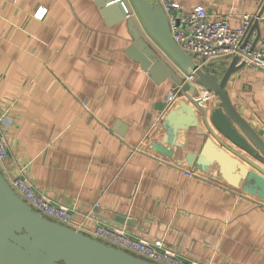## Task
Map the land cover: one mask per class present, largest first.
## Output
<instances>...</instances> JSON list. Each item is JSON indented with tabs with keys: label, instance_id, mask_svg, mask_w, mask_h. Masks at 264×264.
I'll list each match as a JSON object with an SVG mask.
<instances>
[{
	"label": "crops",
	"instance_id": "obj_1",
	"mask_svg": "<svg viewBox=\"0 0 264 264\" xmlns=\"http://www.w3.org/2000/svg\"><path fill=\"white\" fill-rule=\"evenodd\" d=\"M175 1L231 26L257 12L246 39L264 34V0ZM134 49L126 19L107 24L95 0H0V172L68 206L86 234L116 225L202 264H264L261 153L221 133L212 92L207 112L182 89L168 100L174 81L153 80ZM231 59L196 58L218 80ZM224 89L264 143V69L244 65Z\"/></svg>",
	"mask_w": 264,
	"mask_h": 264
},
{
	"label": "water",
	"instance_id": "obj_2",
	"mask_svg": "<svg viewBox=\"0 0 264 264\" xmlns=\"http://www.w3.org/2000/svg\"><path fill=\"white\" fill-rule=\"evenodd\" d=\"M95 2L107 24L126 19L132 44L136 49L130 51V55L138 59L153 80L170 78L175 85L181 84V77L159 51L181 71L194 69L197 83L205 86L217 98L211 111V119L217 128L234 144L249 153L253 154L258 150L264 161V143L251 125L235 111L224 89L229 76L244 66L243 61L238 62V57L233 56L228 65L218 64L217 68L222 71V77L218 80L215 69L210 74L208 70L198 67L191 55L173 40L167 15L159 3L131 0L134 13L128 15L123 0ZM255 26L256 19L251 28ZM180 88L190 100L207 112L205 106L195 99L197 90L193 85L183 82ZM0 264L159 263L38 214L10 187L0 172Z\"/></svg>",
	"mask_w": 264,
	"mask_h": 264
},
{
	"label": "built area",
	"instance_id": "obj_3",
	"mask_svg": "<svg viewBox=\"0 0 264 264\" xmlns=\"http://www.w3.org/2000/svg\"><path fill=\"white\" fill-rule=\"evenodd\" d=\"M167 15L168 25L173 40L196 62L214 57H238V62L243 61L245 66L264 69V34L257 42L247 41L246 34L251 26L255 13H243L237 26H231L223 15L209 16L202 4L194 5L190 10L182 11L180 3L175 0H158ZM127 14L131 13L125 5ZM46 8L38 7L34 16L42 18ZM194 69L182 71V82H187L202 88L203 94L199 102L203 106L211 94L206 87L198 85ZM195 87V88H196ZM168 95V100L178 97L180 85ZM2 117L0 116V121ZM7 156L5 140L0 133V160ZM10 187L28 203L38 214L51 218L59 223L72 224L71 209L60 203H54L48 196L38 193L30 181L22 176L7 179ZM92 236L123 250L143 257L159 264H202L195 260L181 257L174 250L167 247L162 239L147 240L142 237L132 236L121 226L105 225L98 223L92 230Z\"/></svg>",
	"mask_w": 264,
	"mask_h": 264
},
{
	"label": "rangeland",
	"instance_id": "obj_4",
	"mask_svg": "<svg viewBox=\"0 0 264 264\" xmlns=\"http://www.w3.org/2000/svg\"><path fill=\"white\" fill-rule=\"evenodd\" d=\"M128 1H129V3H130L131 0H128ZM130 4H131V3H130ZM131 7H132V10H133V12L131 11V13H134V8H133V6H131ZM131 13H130V14H131Z\"/></svg>",
	"mask_w": 264,
	"mask_h": 264
}]
</instances>
